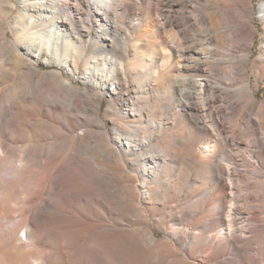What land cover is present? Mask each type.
Masks as SVG:
<instances>
[{
  "label": "rangeland",
  "instance_id": "1",
  "mask_svg": "<svg viewBox=\"0 0 264 264\" xmlns=\"http://www.w3.org/2000/svg\"><path fill=\"white\" fill-rule=\"evenodd\" d=\"M3 1L4 7H0V264H86L81 262V255L85 254L88 260L95 258V264H145L138 250L126 249L129 262L124 263L113 252H119L120 247L103 250L93 244V236L88 231L90 225L117 222L133 229L147 228L158 240L177 247L179 255H169L160 248L163 257L157 264H182V261L205 264L208 252L178 246L169 236L173 223L189 208L186 204L192 195L194 178L190 169L192 146L188 144L192 131L185 120L174 112H166L167 104L180 99L177 96L173 100L167 94L191 92V87L176 82L170 92L163 86L160 89L159 82L150 83L148 72L163 70L164 56L176 41L179 27L164 25V16L186 6L195 18L188 26L195 23L197 27L186 47L194 45L193 40L200 44L198 39L205 33L214 38L216 45L219 38L229 40L223 41L222 48L220 44L216 52L219 56L228 55L231 35L239 26L252 25L256 29L253 35L245 32L242 40L237 34L233 38L241 44L234 48L238 51L236 55L250 54L251 57L246 75L239 71L233 90L239 95V103L247 102L250 90L264 102V68L260 62L264 56V20L259 13L264 0H123L125 8L110 16L122 28L114 38L107 37L109 41L115 40L116 48L111 54L108 51L91 53L92 35L91 40L83 38L87 51L82 54L80 42L73 39L69 50L59 51L45 45L39 60L26 54L31 42L20 40L14 29V21L24 7L21 0ZM100 2L86 0L80 6L79 31L89 26L97 29L98 17L92 14ZM201 17L207 24L202 25ZM58 19L65 20V16ZM69 23L68 29L74 32L76 29ZM78 40L81 41V36ZM251 40L253 45L249 48ZM173 53L172 60L176 61ZM106 58L114 61L103 67L102 61ZM57 63H62V67ZM110 70H114V84L105 89ZM66 82L72 89L65 86ZM153 87L157 90L152 91ZM129 100L145 106L147 117L140 126L133 117L122 118L125 102ZM261 114L264 119V109ZM160 121L169 130L156 128L154 122ZM224 123L223 131L229 127ZM183 131L186 138L174 140L171 153L164 155V161L148 177L141 164L145 163L143 156L149 140L154 136L167 139L169 134ZM263 136L264 131L262 140ZM256 163L251 168L239 169L249 170L250 193L259 195L264 190V176L250 172L261 167L264 174V167ZM92 176H104L106 189L113 195L104 200L95 192L93 197L82 198L81 185L97 189ZM144 182L161 185L165 200L158 197L155 202L142 203L139 196ZM173 186L179 187L180 192L173 193ZM115 187L138 194L134 197L135 211H122ZM43 204L48 207L36 231L41 239L38 241L33 236L27 240L28 214ZM255 205L257 221L249 226L255 225L259 230L264 228V203ZM123 215L129 221L122 220ZM183 229L191 230L188 224L180 227L179 232ZM251 234L247 237L251 238ZM256 240L251 241L256 244L253 247L261 259L258 264H264V242L262 237ZM153 263V260L147 262Z\"/></svg>",
  "mask_w": 264,
  "mask_h": 264
},
{
  "label": "bare ground",
  "instance_id": "2",
  "mask_svg": "<svg viewBox=\"0 0 264 264\" xmlns=\"http://www.w3.org/2000/svg\"><path fill=\"white\" fill-rule=\"evenodd\" d=\"M85 1L21 0L24 7L14 21V29L20 40L29 39L31 42L26 54L35 56L39 60L45 45L48 48L53 46L59 51L63 48L69 50V42L73 39L80 42L78 47L82 54L87 51L83 38L88 37L91 40L90 38L93 39L92 35H94V39L91 40L92 49L90 52L108 51L111 54L115 47V40L109 41L107 37L114 38L116 32L122 28L119 29V22H112L110 16L112 13L116 15L117 11L125 8L126 4L123 0L114 2L100 0L97 10L92 14L98 17L97 29L93 30L89 26L87 29L82 28L79 31L77 22L81 15L80 6ZM3 2L0 0V7H4ZM259 13L261 19L264 20V3L259 9ZM63 15L65 20L60 21L58 18ZM99 17L101 18L99 19ZM164 17V25L174 26L177 24L179 30L175 33L176 41L171 50L167 51L169 54L166 53L164 56L163 70H148V79L150 83L152 81L153 83L159 82L160 89L163 86L169 92L175 88L176 82L191 87V92L182 91L180 95L175 92L167 94V97L169 96L173 100L177 96L180 99L175 103L167 104L166 112H174L190 126L192 138L189 137L188 144L192 146V151L189 150L192 153L189 154L192 163L190 169L194 178L192 195L186 204L189 205V208L184 209L178 221L173 223V228L169 233L170 239L174 240L178 246L187 245L192 251L203 249V253L208 252L205 264H258L261 259L255 253L256 249L253 244L257 242L258 237H262L264 242V228L258 230L255 225L251 228L249 224L257 221V218L255 219L257 214L255 204L256 202L264 203V190L259 195L250 193L252 187L248 180L250 179L249 170H242V168H251L254 162H258L260 166L264 167L262 142L264 141L262 140L264 119L260 116L264 109V102L259 101L256 94L250 90V86H247V89L250 90L249 98L246 103L244 101L245 104L239 103L240 101H237L239 95L233 90L234 81L240 76L239 71L242 72V75H246L245 71L251 59L250 54L236 55L238 51L236 52L234 48L237 47V44L240 47L241 44L236 43L233 38L237 34L242 40V35L245 32L249 31L253 35L256 29L252 25L239 26L231 35L230 53L219 56L216 55V52L220 44L222 48L223 41L224 43L229 41L225 37V39L219 38L216 45L210 34L202 33L198 39L200 44H196L193 40L194 45L186 47V42L192 31L197 28L195 23L188 26V23L194 21L195 18L191 12L187 11L186 6L183 7V10L169 12ZM68 21L70 22L69 26L73 25L76 29L74 32L68 29ZM200 21L202 25L207 24L203 17L200 18ZM83 32L86 33L85 37ZM80 36L81 41L78 40ZM251 41L248 44L249 48L253 45V40ZM172 52L176 54V61L172 60ZM113 61L106 58L102 61L103 67ZM260 62L264 68V56ZM57 64L61 67L63 65L62 63ZM98 68L105 72L109 71V69ZM112 69H114L113 66ZM113 75L114 70H110V75L107 74L105 79V89H108L107 85L114 84ZM211 80L216 82L212 83ZM65 84L67 88L72 89L70 83L66 82ZM151 89L152 91L157 90L155 87ZM124 108L122 118L133 117L138 126L147 117L145 106H137L132 100L125 102ZM255 113L256 118H253ZM222 122L229 124V127L224 131ZM101 124L105 128V125ZM154 124L159 130H169L161 121L154 122ZM119 126L121 127V125ZM138 126L135 128L136 130H140ZM247 135L252 138L246 140L245 136ZM153 138L146 145V154L143 156L145 163L141 164L148 177L150 176L148 174H151L164 161V155L167 156L171 153L172 148L170 147L174 145V140L177 142L186 138V131L169 134L167 139L158 136ZM239 167L242 168L239 169ZM260 170L261 167H257L255 172L251 170L250 173L263 177L264 174ZM91 180L97 189L84 188L81 185L82 198L93 197L95 192H98L104 200L113 195L109 189H106L104 176H92ZM142 190L143 192L139 196L142 203L155 202L158 197L165 200L162 187L159 184L151 185L144 182ZM172 192L177 194L180 192V188L173 186ZM114 193L119 198L122 211L126 213L135 211L134 197L138 194L135 195L128 189L120 187H115ZM47 207L43 204L28 214L25 230L27 240L33 236L38 241L41 239L36 235V231L39 229L38 221L46 212ZM114 210L119 212L116 207ZM121 219L129 221L125 215ZM187 224L191 228L190 232L184 229L179 232L180 227ZM99 227L102 229L99 230ZM88 231L93 236V244L101 249L114 250L115 247H120L119 252H113L118 253L119 259L124 263L129 262L127 257L129 253L126 251L129 248L140 251L142 262H146L145 264L150 260L154 261L153 264H157L156 262L163 257L162 248L169 255H179L174 244L158 240L154 233L147 228L133 229L123 222H117L102 226L90 225ZM248 234H251L252 237L248 238ZM11 235L14 236V234ZM252 239L255 241H251ZM19 242H22V239H19ZM86 256V254L81 255V262L95 264V258L90 257L88 260V256ZM182 264L193 263L182 261Z\"/></svg>",
  "mask_w": 264,
  "mask_h": 264
}]
</instances>
